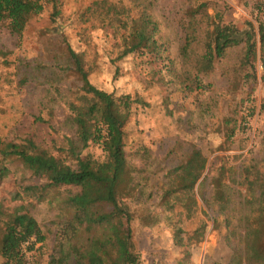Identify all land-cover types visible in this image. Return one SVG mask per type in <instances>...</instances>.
I'll list each match as a JSON object with an SVG mask.
<instances>
[{
  "label": "rangeland",
  "instance_id": "1",
  "mask_svg": "<svg viewBox=\"0 0 264 264\" xmlns=\"http://www.w3.org/2000/svg\"><path fill=\"white\" fill-rule=\"evenodd\" d=\"M93 1L45 0L21 36L0 23V140L20 143L33 137L56 152L65 136H73L65 120L66 102L77 98L81 82L68 43L92 84L140 100L131 106L126 149L136 167L135 195L128 203L143 264H264L248 255L246 227L264 197L263 67L258 56L255 68H247L256 79H244L238 66L241 48H230L211 72H199L201 86L195 87L205 16L188 13L206 1L207 12L219 11L237 26L239 36L254 31L259 50L258 26L264 23V14L255 9L259 0H113L119 7L129 1L137 11L147 3L158 24L144 57L121 59L116 57L125 45L124 34ZM187 38L191 42L184 50ZM249 109L252 115L242 122ZM193 148L205 155L206 168L194 187L196 212L185 220L181 204L164 201L162 194L169 170ZM88 151L100 154L95 146ZM5 162L8 169L0 170V215L9 220L28 210L36 218L46 235L45 247L37 262L33 253L26 257L28 264H47L57 250L63 214L52 202H36L35 187L26 179L33 180L31 171L20 160L9 157ZM253 165L257 173L248 176L245 167ZM212 167H222L221 201L213 199L211 174L207 176ZM198 227H203L200 240L193 236ZM178 228L192 235L186 260L183 248L173 243Z\"/></svg>",
  "mask_w": 264,
  "mask_h": 264
},
{
  "label": "trees",
  "instance_id": "2",
  "mask_svg": "<svg viewBox=\"0 0 264 264\" xmlns=\"http://www.w3.org/2000/svg\"><path fill=\"white\" fill-rule=\"evenodd\" d=\"M44 3L45 0H0V23L11 33L21 36L29 19L42 12ZM93 5L116 22L124 34L125 45L117 59L131 54L146 55L158 30L147 3L140 11L133 9L129 1L122 7L113 0H94ZM207 9L208 3L204 1L188 11L191 17L205 16L203 52L198 56L197 73L192 83L195 87L201 86L199 72H211L218 58L238 46L241 48L238 66L245 72L243 78L256 79L255 73L250 74L247 68H255L259 56L264 72V23L258 26V50L254 31L239 36L236 25L226 22L219 11L209 14ZM255 9L264 14V0H259ZM123 16L129 17L123 20ZM190 42L188 38L185 40L184 50ZM66 47L73 71L81 82L76 91L77 98L66 102L68 114L65 120L72 127L73 136H65V144L56 147V152L40 145L33 137L20 143L0 140V162L3 163L0 170L8 169L5 161L9 157L17 158L31 171L33 180L26 179L35 187L36 202L49 201L60 208L63 219L54 245L57 250L47 264H143L131 228L135 214L128 203L135 195L136 167L129 161L126 149L131 106L140 100L132 99L129 94L116 96L96 87L81 69L75 51L68 43ZM262 79L264 81V74ZM252 112L249 109L242 122H246ZM232 136L231 130L227 138ZM92 146L100 150L99 156L88 151ZM205 168V155L193 148L169 170V184L162 198L179 202L185 220L196 212L194 187ZM220 169L222 167H212L207 173V176L211 174L216 201L223 200ZM245 171L248 176L257 173L254 165L245 167ZM246 227L249 257L264 261V197L257 214L246 221ZM202 234L203 227L193 230L197 240ZM191 237L183 228L173 233V243L183 248L185 260L189 256L185 247L190 245ZM45 240L44 231L28 210L9 220L0 215V264H28L27 253H33L37 262Z\"/></svg>",
  "mask_w": 264,
  "mask_h": 264
}]
</instances>
